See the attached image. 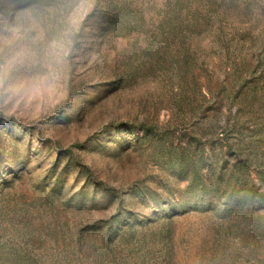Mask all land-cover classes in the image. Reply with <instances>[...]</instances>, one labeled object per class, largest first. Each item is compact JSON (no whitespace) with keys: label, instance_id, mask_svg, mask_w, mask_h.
I'll list each match as a JSON object with an SVG mask.
<instances>
[{"label":"rangeland","instance_id":"obj_1","mask_svg":"<svg viewBox=\"0 0 264 264\" xmlns=\"http://www.w3.org/2000/svg\"><path fill=\"white\" fill-rule=\"evenodd\" d=\"M0 264H264V0H0Z\"/></svg>","mask_w":264,"mask_h":264},{"label":"trees","instance_id":"obj_2","mask_svg":"<svg viewBox=\"0 0 264 264\" xmlns=\"http://www.w3.org/2000/svg\"><path fill=\"white\" fill-rule=\"evenodd\" d=\"M203 152H204V149L201 148L199 155L203 156ZM181 161H184V160L181 158L179 162L181 163ZM242 176H243L242 177V188H241L242 191H245L248 193H253V189H252V186L250 185V181H249L250 174L248 173V171L245 170L243 172ZM189 187L194 188L195 191H199V190L206 191L207 190L208 187L204 183V177L201 174L199 169L194 170L193 175H192V181H191ZM201 202H202L201 197L195 196L190 201H188L186 203H180L179 204L180 207L175 211L176 212L175 214L180 215V214L188 213L190 211H196V210L205 211V210L213 209L212 205H208V207H207L208 209L201 207V206H203V205H200V204H202ZM119 220H121V218H119Z\"/></svg>","mask_w":264,"mask_h":264}]
</instances>
